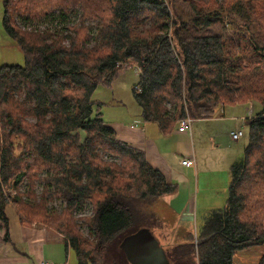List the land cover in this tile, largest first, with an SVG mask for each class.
I'll return each mask as SVG.
<instances>
[{
  "label": "trees",
  "instance_id": "1",
  "mask_svg": "<svg viewBox=\"0 0 264 264\" xmlns=\"http://www.w3.org/2000/svg\"><path fill=\"white\" fill-rule=\"evenodd\" d=\"M109 1L112 19L101 33L106 50L90 66L83 65L77 49L68 50L54 43L37 46L24 41L15 29L14 15L37 17L59 7L60 1L2 2V29L24 56L22 66L0 67L2 240L9 241V220L5 214L9 205L15 208L21 224H34L40 217L46 218L44 206L38 204L40 198L45 203L53 197L63 199V215L90 200L93 216L89 224L94 235L90 247L81 248L84 240L72 232V217H66L56 230L64 242V251L73 254L76 264H99L98 259L103 263L107 254L118 250L117 240L141 229L136 228L128 202L139 200L152 205L176 191L175 185L151 168L141 150L118 139L92 99L100 82L104 84L115 77L118 63L131 60L144 65L138 79L141 92L132 91L134 103L143 121L158 124L162 132H169L187 116L195 121L211 118L220 106L246 99L261 105L260 112L244 124L245 146L229 169L225 206L206 215L198 232V246L203 251L199 264H233L236 252L264 245V224L242 218L246 216L248 198L264 192V0H220V5L212 0L201 4L190 1L188 22L171 19V9L162 0ZM28 4L40 5V11L30 13ZM223 12L233 15L228 23L230 34L227 29L219 30L223 31L219 34H204L225 23ZM147 17L157 29L147 35L135 33L132 26L145 22ZM171 27L178 42L174 45L166 36ZM179 31L184 37H179ZM246 33L250 34L249 39ZM20 86L26 88L25 94L33 104L29 112L34 123L24 120L25 108L9 103L7 89ZM164 98L172 111L162 106ZM78 131L85 133L83 141ZM98 148L119 157L120 165L103 163L96 153ZM39 171L47 173L48 178L41 179L42 189L47 192L33 198L31 181L37 180L35 175ZM24 181L29 184L28 191L23 193L26 201L21 200L23 195L17 191ZM12 188L14 197L5 194V190ZM198 233L195 238L199 240ZM192 245L188 241L176 245L167 260L170 264H188L183 259L192 254ZM120 250L121 256H114L124 257L126 264L127 258Z\"/></svg>",
  "mask_w": 264,
  "mask_h": 264
},
{
  "label": "rangeland",
  "instance_id": "2",
  "mask_svg": "<svg viewBox=\"0 0 264 264\" xmlns=\"http://www.w3.org/2000/svg\"><path fill=\"white\" fill-rule=\"evenodd\" d=\"M5 0H0V67L3 65L14 66V65H23L24 64V56L22 55L21 50L13 42L8 36L5 34L4 30L2 29V15H3V3ZM41 1V0H40ZM60 1L59 7L55 8L52 7L48 9L45 14H42L37 17L30 18L27 15L20 14L14 15L13 22L16 26L15 29L18 30L20 33L19 35H23L24 41H28L33 43L37 46L45 45L46 43H54L60 44L66 49H77L79 53V58L84 60V66H90L95 62L97 56L103 55L105 49V40L102 37L103 30L105 28L104 25L107 26L108 23L111 22L112 15L109 11L111 6V2L108 0H58ZM62 1V2H61ZM190 1L194 3L201 4L207 0H162L164 6H167V9H171L170 18L173 19L174 17L177 19H182L183 21H190L191 15L189 11ZM216 5H220V0H212ZM212 5V4H208ZM29 8L30 13H37L40 11V5H27ZM213 7V6H211ZM33 8V9H32ZM62 8V9H61ZM242 7L241 9H243ZM169 9V10H170ZM214 11V10H212ZM219 13V11H218ZM138 17V15L136 16ZM135 17V18H136ZM222 20L225 21L224 24L218 26V24L213 27L211 30H206V33L209 34L210 32L217 33L223 32L227 29V32H231L230 27H228V23H230V19L233 17L232 14L227 12H223L221 14ZM138 19V18H136ZM152 20L150 17H147L145 22H141L134 27L135 33L139 35H147L149 33H153L154 29H157L156 26L152 24ZM246 27V26H245ZM223 30V31H219ZM102 33V34H101ZM173 28L171 27L170 30L167 32L166 36L172 41V45L178 43L174 40ZM184 33L179 31V37H184ZM230 34V33H228ZM247 39H249L250 34L246 33ZM79 43L80 45L76 44ZM83 53V54H81ZM119 65L116 67L117 72L115 73V77L104 83L100 82L97 88L93 91L92 99L98 105V110L101 113V118H103L104 122L107 125L115 128L116 130L119 129L120 126L118 124H124L129 122V118H132V115L137 114L140 110L139 107L134 103L132 91H135L136 94H139L141 91L140 86L138 84L139 76H141L143 72V66L133 64L131 60H126L123 63H118ZM15 87V86H14ZM9 98V103L19 104L20 107L22 106L23 109L25 108L24 112V120L28 122H33V117L29 110L32 108L33 104L31 100L27 97L26 88L20 86L19 89L15 88H8L7 89ZM113 99V100H112ZM112 100V101H111ZM116 100L118 103L115 104ZM120 101V102H119ZM162 106L166 108V110L172 111V107L169 104L168 100L164 98L162 101ZM122 105H120V104ZM21 107V109H22ZM11 108V107H10ZM239 108V111H243L245 113V117L241 118L239 122L241 126H245V122L253 118L256 114H258L261 110V105L254 99L245 100L243 102H238L235 105H224L220 106L215 109V112L212 116L220 115L223 109H231ZM169 117V116H168ZM187 118H190L187 116ZM166 119V118H165ZM191 120H195V118H190ZM199 120V119H198ZM215 126L217 127L218 138L217 144H219V150H215L212 152H207L201 156L202 159L207 161L206 167L199 173L198 177V185H194L193 180V201L196 198V189H199L197 195V208L200 210L202 203V191L208 189L207 195H209V204L211 206H221L224 207L227 199V192L226 188L228 185L229 179H227L228 175H224V162L220 154L223 153L225 146L233 147L234 145H240L243 143V138L238 141H231L229 138V132L234 127V123L230 121H221V122H214ZM198 125L193 122L192 127H196ZM114 130V129H113ZM74 134V133H73ZM78 136L83 141L85 139V133L78 131ZM197 145H201L200 141L197 140ZM96 153L98 154L99 159L106 164H116L120 165L121 159L119 157L112 156L108 153L103 152L100 148L96 149ZM40 172V171H39ZM37 172L35 175L36 181H31L33 183L32 192L35 193L33 198L42 197L44 192H47V189H42L44 181L48 178L47 173L45 171ZM28 182L24 181L20 186H18V193L22 196L23 201H26V196L23 194L27 192ZM198 186V188H197ZM13 189V188H12ZM5 190V194H11L13 197L15 196L14 189ZM257 196H250L247 200L246 212L244 213L246 216L242 218H246L247 221H252L257 224H264V192L260 191ZM216 197V198H215ZM158 201V200H157ZM155 201L152 203L150 202H142L140 203L139 200L135 202H128L127 205L130 209L133 210L135 215V223L136 228L141 229H148L151 231L150 235L159 242L160 246L165 248V252L167 255L171 254L174 250L176 245L182 243V239L180 238L183 236V239L190 238L188 243H192L194 247H192V254L183 259L188 264H199V256L200 253L203 251L198 246L200 241V228L203 225V216H197L196 221H193L192 225H187V228L184 226L175 225L176 221L173 220L175 217L167 214L164 218H160L157 215L156 217L153 215L151 216L148 211L149 207L151 211H158L161 214V208H159L160 204ZM42 204L45 208V217L38 219L34 224L36 226H43L49 229L52 233L54 232L55 235H58L57 228L60 226L62 221L69 217L72 224H74L75 229H72V232L75 237H80L83 242L81 248L84 249L88 246L90 247L93 244L94 235L90 229L89 221L93 216V206L90 200H86L84 205L79 209L76 208L73 210L74 212H68V215H63L61 210L64 209L65 202L63 199H58L53 197L49 199L46 203L42 201V199H38V204ZM149 205V206H148ZM193 205V202H192ZM10 208L13 209L15 212V208L12 205H9ZM60 211V212H59ZM142 211V212H139ZM42 212V211H41ZM44 212V211H43ZM200 213V212H198ZM162 215V214H161ZM163 216V215H162ZM139 224H138V223ZM141 222V223H140ZM163 224V225H162ZM0 223V237L3 239L4 237V230L1 227ZM144 227V228H142ZM64 227L62 226L61 229ZM69 227H67L68 229ZM140 229V230H141ZM175 229L181 230L183 235L178 236L174 239L172 232L174 233ZM172 232H169L171 231ZM71 232V227L70 230ZM177 231V230H176ZM136 233V232H135ZM135 233L130 234L129 236L125 237L124 239H120L116 241L117 244V251L107 254L103 260L98 259L97 263L99 264H113V262H118L124 264L123 261L124 257H116L114 255L121 256L122 252L119 249L120 246L124 253L129 251V247H131L142 235H146L147 232H141L136 237ZM199 236L195 238V235ZM190 234V236H189ZM192 234V235H191ZM177 239L179 241H177ZM122 240V241H121ZM173 250V251H172ZM264 245L260 246H253L247 248L242 251L236 252L234 256H232L233 264H260V262H264ZM127 256V254H126ZM105 261V262H104ZM76 258L70 253V262L69 264H76Z\"/></svg>",
  "mask_w": 264,
  "mask_h": 264
},
{
  "label": "crops",
  "instance_id": "3",
  "mask_svg": "<svg viewBox=\"0 0 264 264\" xmlns=\"http://www.w3.org/2000/svg\"><path fill=\"white\" fill-rule=\"evenodd\" d=\"M116 103H118L117 100ZM220 113L218 116L207 119L191 120L190 130L185 132L177 130L178 123L169 132H162L158 128V124L144 122L140 116V110L137 114L132 115V118H129V122L118 124L119 129L116 130L112 127L118 139L141 150L151 168L158 170L166 179L165 181L176 186L175 192L165 195L157 201L163 216L158 211H151L149 207L152 206L148 207L150 213L155 217L158 215L159 219L161 217L165 219L164 216L170 214L175 217L173 219L176 221L175 225L187 228V225H192L191 223L196 221L197 216L202 215L205 218L209 213L222 209L221 206L209 204L208 189L201 192L200 210L196 206L199 189H196L194 201L192 197L193 180L194 185H198L199 173L207 165V161L201 156L220 148L216 140L218 133L214 122L224 120L233 122L234 127L230 130L229 136L231 132L238 130L245 133L244 126H241L239 122L241 118L245 117L244 110L239 111V108L235 110L231 108L223 109ZM193 122L198 124L196 125L197 128L192 127ZM197 140L200 141L201 145H197ZM244 146V143L233 147L225 146L223 153L219 155L225 163L223 173L228 175L227 179H229L231 164L237 162L241 157ZM184 159L193 160V166L182 167L181 161ZM5 214L9 220V241L5 242L0 237V264H40L41 262L69 264L70 252L64 251L65 245L60 236L55 235L46 227L36 226L37 224H21L18 215L10 207L6 208ZM181 232V230L175 229L174 233L171 234L176 239L183 235ZM181 239L182 243L190 240V238L183 239V236ZM177 241L179 240L177 239Z\"/></svg>",
  "mask_w": 264,
  "mask_h": 264
},
{
  "label": "water",
  "instance_id": "4",
  "mask_svg": "<svg viewBox=\"0 0 264 264\" xmlns=\"http://www.w3.org/2000/svg\"><path fill=\"white\" fill-rule=\"evenodd\" d=\"M147 232L144 236H140L139 239L129 247L125 254H127V262L132 264H170L167 260L165 250L160 246L159 242L153 237L151 231L148 229L138 230L135 235L136 237L141 232ZM122 246H120L121 249ZM123 251V250H122Z\"/></svg>",
  "mask_w": 264,
  "mask_h": 264
},
{
  "label": "built area",
  "instance_id": "5",
  "mask_svg": "<svg viewBox=\"0 0 264 264\" xmlns=\"http://www.w3.org/2000/svg\"><path fill=\"white\" fill-rule=\"evenodd\" d=\"M190 126H191V119L190 118H184L180 121H178V131L179 132H185L190 130ZM244 137V132L241 130L238 131H233L230 133V139H232L233 141H237L240 138ZM181 165L182 167H186L189 168L190 166H193V160L191 159H184L181 161ZM40 264H47L45 262H41Z\"/></svg>",
  "mask_w": 264,
  "mask_h": 264
},
{
  "label": "flooded vegetation",
  "instance_id": "6",
  "mask_svg": "<svg viewBox=\"0 0 264 264\" xmlns=\"http://www.w3.org/2000/svg\"><path fill=\"white\" fill-rule=\"evenodd\" d=\"M165 254H166V252H165ZM166 256H168V255L166 254ZM126 264H132V263L126 261Z\"/></svg>",
  "mask_w": 264,
  "mask_h": 264
}]
</instances>
